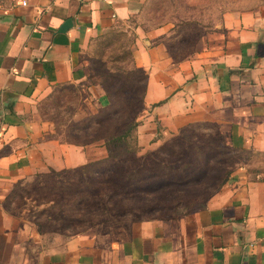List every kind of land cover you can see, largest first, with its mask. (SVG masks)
Instances as JSON below:
<instances>
[{"label":"crops","instance_id":"0c3cea01","mask_svg":"<svg viewBox=\"0 0 264 264\" xmlns=\"http://www.w3.org/2000/svg\"><path fill=\"white\" fill-rule=\"evenodd\" d=\"M145 2L0 0V264H264V179L241 173L193 212L49 245L21 208L32 180L106 157L102 140L59 139L36 103L76 81L88 42ZM134 31L143 103L163 129L209 123L232 145L264 146V0L226 14L181 62L154 43V28Z\"/></svg>","mask_w":264,"mask_h":264},{"label":"rangeland","instance_id":"374dc122","mask_svg":"<svg viewBox=\"0 0 264 264\" xmlns=\"http://www.w3.org/2000/svg\"><path fill=\"white\" fill-rule=\"evenodd\" d=\"M257 1L146 0L124 24L88 42L77 80L54 88L36 103V110L59 139L106 140L109 154L36 178L20 192V207L44 243L193 212L236 173L264 179L262 145H232L209 123L163 129L143 103L146 72L133 58L136 28H154V43L181 62L193 55L202 35L220 27L226 14ZM92 86L102 93L98 105ZM122 133L124 139L110 140Z\"/></svg>","mask_w":264,"mask_h":264},{"label":"trees","instance_id":"16d2710c","mask_svg":"<svg viewBox=\"0 0 264 264\" xmlns=\"http://www.w3.org/2000/svg\"><path fill=\"white\" fill-rule=\"evenodd\" d=\"M133 125H136L135 123H133ZM135 127V126H134ZM125 133H122V134H120V135H117V136H115V137H113V138H111L110 140L111 141H119V140H122V139H124L125 138ZM108 141H106V140H104V145H105V148H106V151L108 152L109 151V146H108ZM108 154H109V152H108Z\"/></svg>","mask_w":264,"mask_h":264}]
</instances>
